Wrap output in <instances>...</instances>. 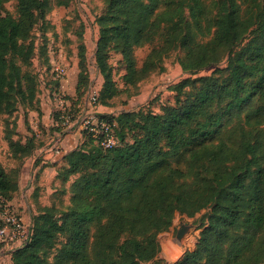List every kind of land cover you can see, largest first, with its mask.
Returning a JSON list of instances; mask_svg holds the SVG:
<instances>
[{
  "label": "trees",
  "instance_id": "1",
  "mask_svg": "<svg viewBox=\"0 0 264 264\" xmlns=\"http://www.w3.org/2000/svg\"><path fill=\"white\" fill-rule=\"evenodd\" d=\"M7 1L0 0V112L12 110L17 99L36 101L35 76L21 64L29 65L32 26L50 6V0H12V14L4 6ZM107 3L97 18L96 63L103 83L95 105L120 92L106 62L110 46L125 61L124 89L136 87L157 65L160 50L152 48L137 66L133 47L152 42L164 21L170 22L172 41L187 49L180 60L184 70L213 66L224 55L226 65L181 78L171 88L174 103L161 112L98 114L110 122L116 144L105 148L83 130L92 147L61 154L53 164L55 178L63 183L75 175L67 210L57 216L61 211L52 201L41 206L22 245L10 251L11 263L47 264L53 253L51 264H162L156 259L157 233L170 225L176 211L192 215L210 205L209 223L194 249L172 264H232V258L257 264L264 253V0H215L213 15L204 0ZM186 10L201 35L213 28L211 41L192 38ZM53 79L58 91L60 82ZM82 83L80 69L74 90ZM248 107L245 117H253L259 127H241L240 139L227 142L224 124ZM125 127L133 131L131 141L119 136ZM9 142L21 156L35 152L28 142ZM182 154L187 155L186 171L177 161ZM187 174L192 181L186 182ZM18 187L0 165V196L10 199ZM238 228L242 233L234 236Z\"/></svg>",
  "mask_w": 264,
  "mask_h": 264
},
{
  "label": "rangeland",
  "instance_id": "2",
  "mask_svg": "<svg viewBox=\"0 0 264 264\" xmlns=\"http://www.w3.org/2000/svg\"><path fill=\"white\" fill-rule=\"evenodd\" d=\"M214 1L204 0V4L211 10V15L217 9ZM107 4V0H63V3L50 0V6L45 10L44 16L38 17L33 24L31 30L33 54L29 65L21 64V70L28 69L35 76L36 101L31 105L17 99L12 110L0 112V165L10 172L19 184L10 199L0 196V214L4 204H8L22 216L24 223L29 225L32 216L39 213L41 206L50 204L51 201L61 211L56 212L57 216L67 210L71 196L70 184L75 175H71L62 183L61 178L60 180L55 178L56 169L49 164L55 162L64 150L70 151L78 146L92 147L91 140L83 132V120L88 114H92L90 112L105 114L108 118L132 110L161 112L165 105L174 103L175 92L171 88L181 78L209 74L214 68L226 65V55H224L220 62L213 66L197 71L184 70L180 60L185 56L187 49L178 42L172 41V36H169L170 22L164 21L152 42L133 47L137 66L142 64L152 48L160 50V54L156 57L157 65L153 70L146 74L136 87L124 89L125 61L119 49L110 46L106 62L120 92L110 98L106 104L89 106L87 102L89 92L99 90L103 83V76L96 63L99 36L97 18L106 12ZM4 6L12 14L16 13L14 1L5 2ZM185 16L189 33L194 40L207 43L213 39V28L209 34L201 35L192 24L187 10ZM183 31H186V28H183ZM80 52L83 54L82 60ZM51 62L60 63L67 70V76L61 83V94L68 115L65 121L59 112V101L53 95L55 80L51 72ZM80 69L83 83L77 91L70 92L69 86L75 89ZM186 91L190 89L186 88ZM251 109L252 107L245 108L240 117H233L224 124L222 132L227 142L235 143L240 139L241 127L244 129L259 127L255 126L253 117H245V113ZM255 133L256 131H253L252 136ZM122 135L124 142L131 141L133 131L125 127L119 132V136ZM56 139L57 148H54L53 142ZM9 140L33 144L34 154L28 157L21 156L20 153L13 151L14 148L11 147ZM40 158L45 163L42 162L37 167L35 162L41 161ZM177 161L186 171L187 155L182 154ZM42 165L45 167H41ZM184 179L190 182L193 177L187 174ZM210 213V205L202 207L192 215L176 211L170 225L157 233L160 248L156 259L162 264H172L183 253L194 249L202 230L209 223ZM182 227L184 231L178 237L177 232ZM231 233L239 236L242 229L238 228ZM246 237H249V232ZM59 240L61 242L63 238L60 237ZM250 241V246L253 247L256 244L255 237ZM228 245L229 241L225 244V248ZM52 261L53 253L47 259V264H51ZM231 262L247 264L245 260L236 261L233 258ZM10 263L8 257L3 255L0 264ZM257 264H264V253Z\"/></svg>",
  "mask_w": 264,
  "mask_h": 264
},
{
  "label": "built area",
  "instance_id": "3",
  "mask_svg": "<svg viewBox=\"0 0 264 264\" xmlns=\"http://www.w3.org/2000/svg\"><path fill=\"white\" fill-rule=\"evenodd\" d=\"M51 72L54 78L58 79L60 82L59 90L54 91L53 95L59 101V112L65 121L68 115L66 107L64 106V99L61 94V83L67 76V70L64 65L51 62ZM96 96V90H91L89 92L87 98V102L90 104L89 106H95ZM90 113L92 114H88V116L83 120V129L91 133L93 138H95V140L98 141L101 146L105 148L114 146L117 140L112 132L110 122L105 118L99 117L98 114L93 112ZM56 142L57 139L53 142L54 148H57ZM0 219L2 221L0 226V242H4L6 244L15 241L24 242L27 233V225L24 223V220L20 214L11 208L10 205L4 204L0 214Z\"/></svg>",
  "mask_w": 264,
  "mask_h": 264
},
{
  "label": "crops",
  "instance_id": "4",
  "mask_svg": "<svg viewBox=\"0 0 264 264\" xmlns=\"http://www.w3.org/2000/svg\"><path fill=\"white\" fill-rule=\"evenodd\" d=\"M69 91L70 92H72L73 90H74V88L72 87L71 88V86H69ZM66 152H68L67 150H64V152H63V154L64 153H66ZM60 157H61V155L60 156H58V159H56L55 160V162H57L59 159H60ZM40 160H41V158H40ZM45 163V161L42 159L41 161H39V160H36V162H35V165L38 167V164H40V163ZM47 164H48V162H47ZM54 161L53 162H50V166H52L54 169L56 168L54 165ZM41 165V164H40ZM44 165H42L41 167H43ZM47 166V165H46ZM45 167V166H44ZM40 168V167H39ZM22 243H23V241L21 242V241H15V242H12V243H8V244H6V243H4V242H0V260H2L3 259V255H5L6 257H8V259L10 260V251L13 249V248H16V247H18V246H20V245H22ZM6 252V253H5ZM4 253V254H3ZM10 262H11V260H10ZM10 264H12V263H10Z\"/></svg>",
  "mask_w": 264,
  "mask_h": 264
},
{
  "label": "water",
  "instance_id": "5",
  "mask_svg": "<svg viewBox=\"0 0 264 264\" xmlns=\"http://www.w3.org/2000/svg\"><path fill=\"white\" fill-rule=\"evenodd\" d=\"M183 231H184V227L180 228V229L178 230V232H177V236H178V237L181 236V234L183 233Z\"/></svg>",
  "mask_w": 264,
  "mask_h": 264
}]
</instances>
